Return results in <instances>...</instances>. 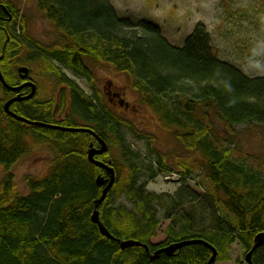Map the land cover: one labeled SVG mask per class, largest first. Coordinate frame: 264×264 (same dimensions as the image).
Instances as JSON below:
<instances>
[{"label": "trees", "instance_id": "16d2710c", "mask_svg": "<svg viewBox=\"0 0 264 264\" xmlns=\"http://www.w3.org/2000/svg\"><path fill=\"white\" fill-rule=\"evenodd\" d=\"M37 1L48 18L69 36L96 46V41L89 38L92 33L104 42L105 48L98 54L106 57L116 70L132 73L136 84L141 83L138 87L146 102L155 107L161 120L180 128L176 131L184 148L203 152L211 191L237 219L238 226L231 229L223 218L212 217L213 223L204 226L213 227L211 230L197 231L189 224L181 232L172 233L165 242L153 244L151 239L158 221L151 208L141 217L125 206L114 208L109 204L111 191L100 206L102 223L118 239L148 244L151 253L140 246L122 249L91 219L95 202L104 190L96 179L102 172L107 177L109 173L84 157V151L77 148L80 144L77 132L30 126L8 115L4 105L9 90L0 80V167L4 169L0 180V264H208L213 255L208 245L218 250L217 260L227 261L229 245L237 238L249 251L256 235L264 232V175L232 158V149L224 147L217 127L221 132L225 128L230 135L240 125L264 127V76L249 77L235 65L219 59L204 24H199L180 48L163 37L160 26L147 20L134 24L120 17L108 0ZM17 16L14 4L0 1V29L4 34V40L0 39V57L5 49L0 69L11 85L17 84L14 70L7 64L9 45L18 38L6 25ZM38 49L89 82L92 80L84 55L96 56V48L62 51L38 46ZM73 84V89H77ZM81 96H84L81 92L72 93L76 110L85 108V104L101 121L118 123L101 103L93 107ZM15 106L11 107L13 111L29 119L48 121L24 113L19 104ZM63 121L73 126L69 119ZM30 127L33 130L29 131ZM30 137L49 145L56 160L43 179L27 178L26 194L18 187L13 168L29 152ZM160 165L164 172L176 171L163 160ZM189 171L184 164L181 172L189 176ZM146 194L133 192L130 199L149 205L153 195ZM205 196L210 206L215 204L211 196ZM194 211H181L184 221L190 222L196 215ZM183 240L198 242L178 250L172 257L162 253L153 258L156 251ZM253 262L264 264V244L254 251Z\"/></svg>", "mask_w": 264, "mask_h": 264}, {"label": "rangeland", "instance_id": "374dc122", "mask_svg": "<svg viewBox=\"0 0 264 264\" xmlns=\"http://www.w3.org/2000/svg\"><path fill=\"white\" fill-rule=\"evenodd\" d=\"M0 1L14 4L18 10L17 18L6 25L11 29L10 33L18 38L13 40V45H9L11 51L7 64H10L14 71H17L14 67L29 68V75L34 83H37L36 94L38 85L40 90L38 97L13 101L11 107L19 104L24 113L30 112V115L46 120L49 118L48 121L41 122L62 127H67V124L59 119L54 121V112L63 115L69 112V116L64 118L73 124L71 127L86 128L96 134L77 132L80 139L77 148L84 151V157L90 163V150L102 151L103 143H107V151L96 153L94 157L97 161L107 163L116 172L115 183L109 191H112L109 204L111 202L114 208L125 206L135 211L139 217L150 207L155 220L158 221L155 235L151 239L153 244L165 242L172 233L181 232L189 224L197 231L211 230L213 227L205 229L204 226L213 223L212 217L223 218L226 220V227H232L231 229L238 226L237 219L229 214L219 201V196L211 191L207 177V160L203 152L184 148L176 131L180 128L161 120L155 107L146 102L145 94L138 87L141 83L136 84L132 73L116 70L106 57L98 54V51L105 48L104 42L92 33L89 38L96 41V46H91L88 42L83 44L81 40L69 36L65 29L53 23L46 12L38 7L37 0ZM108 1L120 17L129 19L134 24L147 20L160 26L163 37L180 48L185 46L197 26L204 24L219 59L235 65L249 77L264 76V0ZM133 28L136 27L133 25ZM0 39L4 40L1 29ZM37 45L50 49L59 48L62 51L96 48V56L84 55L85 63L92 71V80L89 82L60 60L52 59L43 50L38 49ZM29 75L22 74L23 82L29 81ZM72 84L77 89H73ZM112 89L121 93L126 103L120 105L118 100L112 103L106 93V90ZM23 90L9 92L8 100L19 96L25 98L33 91L32 89L25 94ZM68 90L71 93L80 90L85 96H81L83 100L92 103L93 107L102 104L118 119V123L101 121L85 104V108L80 111L74 107L70 108L71 105L67 107V100L71 97ZM178 96L175 94V97ZM11 107L10 110L13 111ZM15 113L27 118L23 114ZM50 119H53L52 122ZM214 122L217 124L216 118ZM235 129L230 135L225 128H222L221 132L217 127L222 135L224 147L232 149V158L247 163L264 175V127L251 124L240 125ZM31 130L32 127L29 131ZM29 148V152L13 168L18 187L26 194L27 178L43 179L56 160L52 148L39 143L34 137L29 138ZM161 160L173 166L176 171H162ZM184 164L189 166V176L181 172ZM102 173V176L109 179L110 175L107 177L105 172ZM3 176L4 169L0 167V180ZM110 180L111 178L109 182ZM133 192L146 196V193H149L153 195L152 201L149 205L146 202L133 201L130 199ZM205 195L211 196L215 204L210 206L204 199ZM192 209H195L196 215L187 223L181 216V211ZM251 249L248 251L245 243L237 238L229 245L228 260H217L215 264H250L246 256Z\"/></svg>", "mask_w": 264, "mask_h": 264}, {"label": "water", "instance_id": "95a60500", "mask_svg": "<svg viewBox=\"0 0 264 264\" xmlns=\"http://www.w3.org/2000/svg\"><path fill=\"white\" fill-rule=\"evenodd\" d=\"M4 54H5V49L3 50V53L0 57V59H3L4 57ZM1 70V69H0ZM19 72L23 75H28L29 72H30V69L27 68V67H20L19 68ZM0 80L2 82V84L11 89V90H16V91H19L21 89H24L22 86H18V87H13L11 85L8 84V82L6 81L5 77L2 76L1 74V71H0ZM24 86H29V87H32L33 91L32 93L25 97V98H21L20 96L13 99V100H8L5 105H4V108H5V111L7 113H9L12 117H14L15 119L19 120V121H22V122H26V123H29L31 125H35V126H39V127H43V128H49V129H58V130H61V131H67V132H91L93 133L94 135H96L92 130H89V129H86V128H73V127H70V126H67V127H62V126H58V125H50V124H47L45 122H41V121H32L28 118H24L23 116H20L18 114H16L15 112L11 111L10 110V107L13 103V101H21L23 99H27V98H31V97H34L35 94H36V84L34 82H29L27 84H25ZM108 149V145L107 143H103V149L102 151H94V150H90L89 152V159L90 161L106 170L108 173H109V179L111 178L110 182H109V179H106L104 176L102 175H99L97 177V185L100 186V187H103L104 185H106L108 182L109 184H107L106 187H104V190H103V194L102 196L96 200L95 202V206H94V211L91 215V219L93 221V223L97 224L101 230V232L107 236L108 238L110 239H113V240H116L117 242H119L120 246L122 247V249H126L128 247H134V246H140V247H144L146 248L147 252L150 254L151 253V250H150V247L148 244L146 243H143V242H140V241H137V240H134V239H128V240H122V239H118L116 237H114L110 232L109 230L107 229V227L102 223L101 221V218H100V206L101 204L105 201L109 191L111 190V188L113 187L114 183H115V180H116V172L114 170V168L110 167L109 165H107V163L105 162H100V161H97L94 157V155L96 153H103V151H107ZM111 162V160H110ZM198 241L196 240H183V241H178V242H175V243H172L164 248H161L160 250L156 251V253L153 255V258H158L160 256V254L162 253H166L168 257H172L175 255V253L184 248L185 246L187 245H190L192 243H197ZM264 244V232H261L259 233L258 235H256L255 237V241H254V245L251 249V251L247 254L246 256V259L247 261L250 263V264H254L253 261H252V255L254 253V251L261 247L262 245ZM212 251H213V255L212 257L210 258L208 264H214L217 260V255H218V251L215 247L211 246V245H208Z\"/></svg>", "mask_w": 264, "mask_h": 264}, {"label": "flooded vegetation", "instance_id": "af4514ba", "mask_svg": "<svg viewBox=\"0 0 264 264\" xmlns=\"http://www.w3.org/2000/svg\"><path fill=\"white\" fill-rule=\"evenodd\" d=\"M27 79V78H26ZM30 81H33L32 80V78H31V76L28 78ZM34 82V81H33ZM37 84V83H36ZM30 90H32V88L31 87H28V88H26V89H24L23 91L25 92V94L28 92L29 93V91ZM40 92V90H39V85H38V91H37V94ZM68 92V94L71 96L70 97V99L69 100H67V103H66V105H67V107L68 106H70V108L71 107H73V97H72V93H71V91L70 90H68L67 91ZM75 92H76V94H79L80 92H77L76 90H75ZM13 93V92H12ZM106 93H107V95H108V97L110 98V101H112V103L113 102H115V101H119V103H120V105H123L124 103H126L125 101H124V97H123V95H121V93H119V92H117V91H114L113 89L112 90H106ZM37 94L35 95V97H38L37 96ZM67 99H68V96H67ZM69 108V109H70ZM66 116H69V112H66V115H63V114H58L57 112H54V119L56 118V120H54V121H57L58 119L59 120H61V121H63L65 118L64 117H66ZM50 117V116H49ZM49 119V118H48ZM53 120V119H52ZM55 124H57V123H55Z\"/></svg>", "mask_w": 264, "mask_h": 264}, {"label": "bare ground", "instance_id": "6f19581e", "mask_svg": "<svg viewBox=\"0 0 264 264\" xmlns=\"http://www.w3.org/2000/svg\"><path fill=\"white\" fill-rule=\"evenodd\" d=\"M10 39H11V36L8 38V40H10ZM0 71H1L2 76L5 77L3 71L2 70H0ZM14 76L16 78L15 81H16L17 85H11V84L8 83L9 85H11L13 87L22 86L25 89L27 86H24V85L29 83V82H31V81L23 82L24 79H21V74L19 72H17V71H14ZM5 88H7V87H5ZM7 89L9 90V92H11V93L13 92L14 93V90H11L9 88H7Z\"/></svg>", "mask_w": 264, "mask_h": 264}]
</instances>
